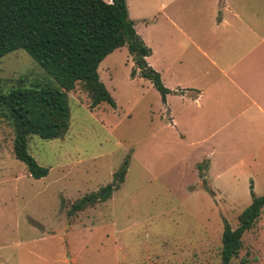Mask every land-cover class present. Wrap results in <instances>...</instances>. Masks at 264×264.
Listing matches in <instances>:
<instances>
[{"label":"rangeland","instance_id":"obj_1","mask_svg":"<svg viewBox=\"0 0 264 264\" xmlns=\"http://www.w3.org/2000/svg\"><path fill=\"white\" fill-rule=\"evenodd\" d=\"M248 1L232 4L264 14V0ZM210 2L180 0L191 14L207 12ZM138 5L129 0V17L145 42L153 32L137 12ZM201 19L207 40L202 33L200 42L212 49L209 36L215 37L219 29ZM229 35L224 47L215 50V59L229 60L245 52L244 39ZM181 42L188 53L191 42ZM133 68L126 45L115 49L99 63L98 73L116 105L91 108L89 94L78 82L68 92L67 133L61 138H29L30 155L48 168L39 179L14 156V132L0 119V264H221L224 221L237 226L238 214L251 200L250 186L256 195L264 192V163L260 155L256 164L253 156L243 154L228 159L207 155L212 140H222L217 151H225L226 126L212 131L215 137L200 148L178 147V126L159 91L138 69L131 75ZM44 76L22 49L0 58L4 89L20 79L29 86ZM125 159L123 182L102 198ZM214 161L219 165L209 171ZM89 195L94 200L85 208L73 207ZM258 237L264 240V210L244 233V246L230 264L258 262L260 253L251 249Z\"/></svg>","mask_w":264,"mask_h":264},{"label":"trees","instance_id":"obj_2","mask_svg":"<svg viewBox=\"0 0 264 264\" xmlns=\"http://www.w3.org/2000/svg\"><path fill=\"white\" fill-rule=\"evenodd\" d=\"M126 45L134 68L148 78L165 101L171 92L160 75L146 62L150 48L137 34L129 17L126 0H0V58L24 50L44 71V78L24 86L22 80L4 89L0 84V119L14 132L13 153L34 179L44 177L48 168L28 151L32 135L42 139L63 137L69 129L68 92L78 82L90 97V107L101 103L115 106V100L98 73L99 63L115 49ZM128 160L113 173L105 187L109 196L127 172ZM251 202L238 214L234 228L225 220L221 234V264H230L243 246V235L251 230L264 210V192L256 195L250 186ZM93 195L75 203L85 208Z\"/></svg>","mask_w":264,"mask_h":264},{"label":"crops","instance_id":"obj_3","mask_svg":"<svg viewBox=\"0 0 264 264\" xmlns=\"http://www.w3.org/2000/svg\"><path fill=\"white\" fill-rule=\"evenodd\" d=\"M136 1L139 2L137 12L146 20L147 29L153 32L144 42L151 50L146 62L171 90L165 95L164 104L172 123L178 126L175 144L200 148L215 137L212 131L226 126L225 151H217L223 145L222 140H212L207 155L213 157L218 153L228 159L233 153L243 154L253 156L254 164L258 160L256 155H260L264 163L263 12L238 10L232 4L235 0H211L206 14L202 9L196 14L187 13L180 0ZM126 4L130 15L129 0ZM201 18L208 20L211 29H219L215 37L209 36L212 49L203 47L200 42L203 36L207 40ZM228 32L244 39L245 52L229 60L215 59L214 53L218 55L215 50L224 47L226 37L232 38ZM219 37L221 40L217 39ZM184 39L191 42L188 53L180 48ZM218 165L214 161L209 171ZM228 170L232 171L233 167ZM210 191L214 193L211 187ZM251 247L255 255L256 251L261 255L255 264H264L263 237H258Z\"/></svg>","mask_w":264,"mask_h":264}]
</instances>
